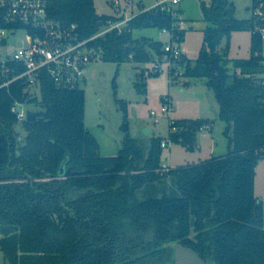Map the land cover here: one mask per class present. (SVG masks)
Segmentation results:
<instances>
[{"label":"trees","instance_id":"obj_1","mask_svg":"<svg viewBox=\"0 0 264 264\" xmlns=\"http://www.w3.org/2000/svg\"><path fill=\"white\" fill-rule=\"evenodd\" d=\"M201 10L210 25L196 65L184 55L178 62L187 78H206L215 93L227 125L224 155L162 173L163 140L142 144L132 137L125 110L122 148L103 156L84 122L83 89L57 87L45 75L41 99L31 101L46 114L22 125L12 112L15 100L28 98L22 86L0 90V250L9 264H175L169 243L191 247L215 264H264V210L255 194L264 155V89L257 79L264 57L255 53L263 42L252 33L251 17L237 18L230 0H202ZM48 11L64 26L77 24L82 39L124 19L98 14L95 0H50ZM145 28L172 31L180 41L185 35L175 17L154 7L92 45L105 62L164 56L163 42L134 38ZM236 31L252 33L248 59L232 60L226 48L218 50ZM144 84L137 83L143 91ZM208 123L174 120L170 140L193 149ZM88 189L96 194L77 200Z\"/></svg>","mask_w":264,"mask_h":264},{"label":"rangeland","instance_id":"obj_2","mask_svg":"<svg viewBox=\"0 0 264 264\" xmlns=\"http://www.w3.org/2000/svg\"><path fill=\"white\" fill-rule=\"evenodd\" d=\"M201 1L183 0L178 6L180 16L185 21L183 26L185 35L180 45L191 66L196 65L204 41V31L210 25L204 19ZM230 1L236 7L237 18L250 17L249 8L252 0ZM157 3L158 0H120L118 9L112 0H95V8L100 15L120 17L125 16L127 11V16L132 17L151 9ZM126 5L129 9L124 11ZM251 36L250 31L233 32L229 38L223 39L218 50L226 48L232 60L248 59L251 56ZM142 37H149L164 44L172 42L170 32L158 28L134 31V38ZM20 38L21 36L17 38L18 41ZM169 62L162 55L152 52L142 61H135L130 55L126 62H105L98 59L89 66L87 80L82 85L86 96L84 122L98 140L101 155L116 156L122 148L125 136L122 128L125 110L129 132L142 144H147L152 138L170 140L172 119L204 120L211 123L207 124L209 129H201L197 133V144L193 149L180 142L168 144L164 148L162 164L165 163L172 169L227 153L228 137L224 133L227 125L219 118L220 106L213 89L207 84V79L187 78L185 66L180 62H172L171 81L166 68ZM230 66L233 71L232 64ZM152 72L158 73L149 76ZM137 83L140 85L145 83L144 91L141 90L143 85L139 87ZM122 101L126 102V109L122 107ZM35 104L37 105L28 104L26 109L41 110L40 105L37 102ZM169 104L172 106L171 111L163 112V108ZM166 186L169 189L171 187L169 178ZM255 194L262 202L264 210V155L256 166ZM139 196L145 198L143 193ZM0 264H9L1 250Z\"/></svg>","mask_w":264,"mask_h":264},{"label":"built area","instance_id":"obj_3","mask_svg":"<svg viewBox=\"0 0 264 264\" xmlns=\"http://www.w3.org/2000/svg\"><path fill=\"white\" fill-rule=\"evenodd\" d=\"M182 1L158 0L154 6L167 10L175 17L179 30H183L185 24L178 10ZM112 2L119 9L120 0ZM49 3L50 0H0V90L10 92L13 86L21 85L23 94L29 98H26V101L15 100L12 106V112L20 125L28 121L29 110L26 106L28 104L36 106L37 104L31 100L41 99L42 78L45 75L49 76L57 87L82 89L87 80L89 66L101 59L92 42L114 29H123L131 19L125 15L119 22L109 21L95 35L82 39L77 31V24L64 26L50 18ZM148 10L150 9L145 11ZM250 11L252 33L263 42L262 52L256 51L255 56L262 54L264 57V0L252 4ZM164 31L171 34L172 42L164 44L163 47L165 52L163 58L170 61L166 68L171 76L170 64L181 60L184 54L179 35L166 29ZM19 36L21 38L18 41ZM158 66L156 67L159 68ZM257 79L264 89V72L259 74ZM171 109L172 106L169 104L163 108V112H170ZM171 123H174V119ZM209 128L205 125L202 130ZM172 143L171 140H164L162 147L165 148ZM169 169V165L162 164L160 171L164 173Z\"/></svg>","mask_w":264,"mask_h":264},{"label":"water","instance_id":"obj_4","mask_svg":"<svg viewBox=\"0 0 264 264\" xmlns=\"http://www.w3.org/2000/svg\"><path fill=\"white\" fill-rule=\"evenodd\" d=\"M46 111L37 110V111H28L27 120L31 123L38 121L40 118L45 116ZM96 194L93 189H88L80 191L77 194V200H84L89 197H92ZM166 246H171L175 250V264H215L210 261H205L198 252L193 248L184 246L180 243H169Z\"/></svg>","mask_w":264,"mask_h":264},{"label":"crops","instance_id":"obj_5","mask_svg":"<svg viewBox=\"0 0 264 264\" xmlns=\"http://www.w3.org/2000/svg\"><path fill=\"white\" fill-rule=\"evenodd\" d=\"M127 6L128 5H126L125 7H124V11H126V10H128L129 8H127ZM251 6H252V2H251ZM251 6H250V8H249V10L251 9ZM126 9V10H125ZM250 14H251V11H250ZM126 16H127V11H126V14H125ZM251 16V15H250ZM250 18V17H249ZM196 144H197V142H196ZM211 158V157H210ZM165 164V163H164Z\"/></svg>","mask_w":264,"mask_h":264}]
</instances>
